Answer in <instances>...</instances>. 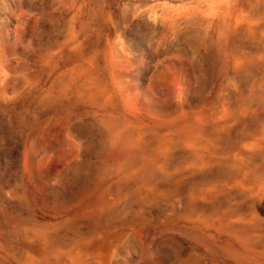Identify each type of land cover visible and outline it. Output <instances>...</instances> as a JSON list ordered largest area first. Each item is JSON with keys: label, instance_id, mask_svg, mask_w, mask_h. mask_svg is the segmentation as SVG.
Masks as SVG:
<instances>
[{"label": "rangeland", "instance_id": "rangeland-1", "mask_svg": "<svg viewBox=\"0 0 264 264\" xmlns=\"http://www.w3.org/2000/svg\"><path fill=\"white\" fill-rule=\"evenodd\" d=\"M0 264H264V0H0Z\"/></svg>", "mask_w": 264, "mask_h": 264}]
</instances>
